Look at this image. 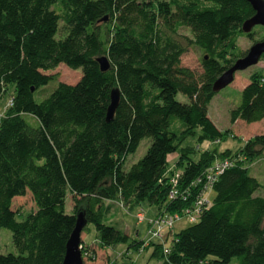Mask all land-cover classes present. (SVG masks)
<instances>
[{
	"label": "trees",
	"instance_id": "1",
	"mask_svg": "<svg viewBox=\"0 0 264 264\" xmlns=\"http://www.w3.org/2000/svg\"><path fill=\"white\" fill-rule=\"evenodd\" d=\"M149 1L0 0V97L12 89V105L0 119V229L12 234L16 250L0 254V264H62L78 211L93 226L97 245L112 248L128 235L107 224L106 202H146L159 212L165 205L166 213L180 215L201 192L193 184L211 166L206 153L193 161L180 150L172 169L167 157L195 130L198 141H221L207 118L212 85L234 63L226 56L237 38L253 45L263 29L241 32L254 15L244 0H161L156 8ZM191 46L201 54L198 69L181 63ZM100 57L106 72L99 71ZM59 66L80 69V79L57 82L50 73ZM49 83L55 88L36 103L34 95ZM112 89L119 98L107 122ZM262 120L264 79L254 73L229 122ZM143 139L150 140L144 155L124 170ZM235 155L210 188L213 202L192 225L169 249L151 244L161 264H264V197L255 196L261 186L244 166L264 157V134ZM177 168V189L191 196L168 201V179ZM67 195L77 201L70 213ZM25 197L33 210L19 221L14 202ZM82 248L81 257L88 251Z\"/></svg>",
	"mask_w": 264,
	"mask_h": 264
},
{
	"label": "rangeland",
	"instance_id": "2",
	"mask_svg": "<svg viewBox=\"0 0 264 264\" xmlns=\"http://www.w3.org/2000/svg\"><path fill=\"white\" fill-rule=\"evenodd\" d=\"M159 2L162 1H149L154 8L157 7V3ZM180 33L185 36L188 35L186 31H181ZM257 33L256 36H258L260 32ZM260 35H262V33H260ZM251 45L252 43L247 39L238 37L233 48L226 56L227 60L229 62H235L248 51ZM200 57L201 54L199 50L196 47L191 46L187 53L182 56L181 63L185 67L198 69ZM254 73L264 79V61H259L256 65L243 71L235 72L231 84L214 94L207 105V118L222 134L221 141H198L200 132L199 130H195L192 135L188 136L181 143L176 153L167 157L169 169H172L173 166H175L174 163L178 157L179 160L181 159L180 154L184 153V151L180 152V150H188L190 152L189 157L193 161L198 160V155L204 151V153H206L204 158L212 161L210 165L225 160L233 162V160H237L238 157L235 153L243 148L250 139L264 134V120L250 124H245L241 121H236L233 124H230L229 122L230 111L237 107L240 102L241 89L247 84L248 77ZM50 74L57 77V82L69 85L76 83L81 77L80 69L70 70L64 66L57 67ZM55 86L54 83H49L46 87L40 89V92H37L34 95V101L38 103L48 97ZM8 89V92L0 97V119L5 118L8 113V98L10 96V91H12L11 88ZM176 100L181 103L186 102V99L182 95H177ZM149 143V139H143L140 141L136 151L126 158L123 166L124 170L128 169L144 155ZM224 152H226V156L228 155V157H222L219 155ZM178 164V166L182 165V163L181 165L180 163ZM244 166L248 169L249 175L256 179L261 186V188L255 193V196L264 197V157L257 158L251 162H245ZM175 171L179 172L180 168L175 169ZM204 199L206 205L209 206L213 202L214 193L211 190L207 191L204 194ZM76 202V200L73 201L71 196H66L65 209L67 213L72 211ZM131 204L128 207H124L117 200L105 203L107 207L105 214L107 224H110L122 233H126L128 235L126 243L117 244L112 248L101 249L97 245L93 226H85L80 234L81 247L88 248L87 253L82 257L83 264H161V261L151 256L153 246L161 245L163 249H169L173 243V238L192 225L188 218L180 216L179 220L173 224L172 230H163L161 233H158L159 235L155 233V236H153L149 232L147 221L153 220L155 217L163 213V211H165V205L160 207L161 211L159 212L157 207L149 206L146 202H142L139 205L135 203ZM13 207L14 211L18 213L16 220L19 221L26 218L28 213L33 210V204L29 197H25L22 202H14ZM75 207L76 209L80 208L79 206ZM138 213L143 216V219L137 223L135 215ZM167 213L172 216H179V212ZM11 241L12 234L8 229L1 228L0 254H10L16 251ZM151 244L153 246H151ZM88 257H90L91 260Z\"/></svg>",
	"mask_w": 264,
	"mask_h": 264
},
{
	"label": "water",
	"instance_id": "3",
	"mask_svg": "<svg viewBox=\"0 0 264 264\" xmlns=\"http://www.w3.org/2000/svg\"><path fill=\"white\" fill-rule=\"evenodd\" d=\"M251 7L254 15L244 22L241 32L248 34L254 26H260L264 33V1L263 0H244ZM264 53V34L261 41L251 45L245 55L236 60L212 85V93L216 94L223 88L231 84L235 72L243 71L258 63L260 56ZM100 72H106L109 65L104 57L96 59ZM118 91L112 89L109 94V104L106 109L105 120L112 119L114 110L118 104ZM84 214L78 211L75 215L74 228L65 244V252L62 264H83L81 257L80 234L85 227Z\"/></svg>",
	"mask_w": 264,
	"mask_h": 264
},
{
	"label": "built area",
	"instance_id": "4",
	"mask_svg": "<svg viewBox=\"0 0 264 264\" xmlns=\"http://www.w3.org/2000/svg\"><path fill=\"white\" fill-rule=\"evenodd\" d=\"M9 105H12L10 101ZM233 166V162L230 160L216 162L213 165L206 168L200 178L193 184L194 186H200L201 192H198L195 196L192 205L185 209L179 216H172L163 211L159 216L155 217L153 220L147 221V226L151 235L155 236V233H161L163 230H172L173 224L179 220L180 216L188 218L189 222L193 223L196 220V216L200 212L202 207H207L206 201L204 199V194L210 190L213 182L216 178L225 170ZM179 177V172L174 171L168 179L169 189H168V201L176 200L181 198L183 201L191 196L188 190L180 191L177 189V180ZM135 219L138 222L142 221L143 216L138 213L135 215ZM161 230V231H160ZM159 235V234H158ZM157 235V236H158ZM164 253L166 251L164 250Z\"/></svg>",
	"mask_w": 264,
	"mask_h": 264
},
{
	"label": "crops",
	"instance_id": "5",
	"mask_svg": "<svg viewBox=\"0 0 264 264\" xmlns=\"http://www.w3.org/2000/svg\"><path fill=\"white\" fill-rule=\"evenodd\" d=\"M175 164V163H174Z\"/></svg>",
	"mask_w": 264,
	"mask_h": 264
}]
</instances>
